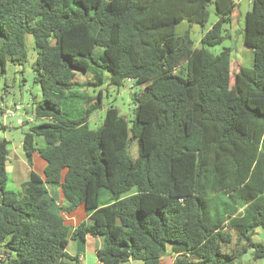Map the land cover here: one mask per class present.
Returning a JSON list of instances; mask_svg holds the SVG:
<instances>
[{"label": "trees", "instance_id": "16d2710c", "mask_svg": "<svg viewBox=\"0 0 264 264\" xmlns=\"http://www.w3.org/2000/svg\"><path fill=\"white\" fill-rule=\"evenodd\" d=\"M208 3L218 18L197 46L175 26L204 23ZM235 7L236 0H0V68L23 64L25 37H33L41 90L33 108L42 121L21 145L30 167L33 152L46 162L41 175L30 169L11 190L0 140V264H81L66 245L86 234L102 237L101 264H161L166 255L172 264H238L248 249L264 261V242L252 237L264 231V0H251L245 13L251 67L232 72L231 48H208L230 37L224 24ZM78 72L95 85L141 84L131 124L110 105L91 128L99 97L70 117L66 102L84 98L74 90ZM35 135L44 146L34 145ZM79 204L89 221L70 229L63 213ZM232 231L240 249L226 251Z\"/></svg>", "mask_w": 264, "mask_h": 264}, {"label": "rangeland", "instance_id": "374dc122", "mask_svg": "<svg viewBox=\"0 0 264 264\" xmlns=\"http://www.w3.org/2000/svg\"><path fill=\"white\" fill-rule=\"evenodd\" d=\"M250 7L251 0H236L235 16L232 20L233 23H231L230 26L224 24L225 28L227 27L229 29L228 32L230 33V37H226L222 42L208 47L212 53H218L224 47L231 48L232 72L236 71L241 64L245 67H251L253 61L252 49L243 44L245 13ZM206 8L208 10V18L204 23H190L187 20H183L175 26L176 32L178 33L188 30L190 37L197 46L199 45L201 35L207 31L218 18V13L214 10L211 3H208ZM25 41L27 48L26 61L23 64H16L7 60L4 69L2 70L0 68V105L3 106L4 109L9 110H13L16 105L18 106V113L14 116H8L4 127L0 126V140L5 139L7 141L8 150L6 159V187L11 190H20L23 178L26 176V165L28 162L21 145L23 135L29 130L31 125L42 121L34 116L33 108L34 102L41 96V90L39 84L34 81L35 72L33 70V62L36 52L33 49L34 41L32 35L27 34ZM104 76H107V73H105ZM74 78L80 83V86H75L74 90L84 98H75L74 100H68L66 102L65 109L70 117L78 115L81 109L86 107L87 97H93L94 100H91L92 102H95L96 98L99 97L100 106L96 107L88 117V123L91 128H95L102 123L105 109L110 105L118 108L119 113L126 118L129 125L131 124L134 118L135 96L140 92L142 88L141 84H137L134 81H125L122 86L116 87L108 84L106 79L102 84L95 85L92 83L91 76L81 72H78ZM5 89H7L6 92H4ZM34 145L37 147L44 146V138L40 135H35ZM13 148L18 152L22 161L20 159V161H18V159H11ZM129 153L132 158H136L138 151L137 141L135 139L131 140L129 143ZM35 155L34 153L33 163L31 156V164H34L36 159ZM37 159L41 158L38 157ZM14 165L19 171H25V175L23 174L24 176H22V174H20L18 178L16 176L14 177L11 173ZM108 196L109 192L103 190L100 195V202L105 203ZM232 234V241L227 245H223L226 251L240 249L241 244L237 243L233 231ZM253 239L264 242V231L261 228H257L256 232L253 233ZM73 243V240H70L66 248L68 252H74ZM90 246L91 245H88L86 248ZM238 260V264H251V249L241 254ZM172 261L173 255H166L162 258L161 264H172ZM84 262L85 264H96L97 258L92 250L85 256ZM122 264H143V261L140 259H128Z\"/></svg>", "mask_w": 264, "mask_h": 264}, {"label": "crops", "instance_id": "0c3cea01", "mask_svg": "<svg viewBox=\"0 0 264 264\" xmlns=\"http://www.w3.org/2000/svg\"><path fill=\"white\" fill-rule=\"evenodd\" d=\"M34 153L36 154L35 155L36 159L34 161V164H31V167L27 163H26L27 165L25 164L27 166L26 176H24L25 171L24 172L19 171L15 165L12 168L11 173L13 174L14 177L16 176L18 178V176L20 174H22V176H24L22 183L27 179L30 169H33L35 172H37L40 175L43 172V168H44L46 162L43 158H41L39 156V154L37 152H33L32 153V163H33V154ZM36 156L40 157L41 159H37L38 157H36ZM11 159L12 160L18 159V161L21 160L18 152L15 151V148H13V150H12ZM48 190H49L50 194L56 198L58 204H60V205L65 204V200H64V197H63V194H62V191H61V188L59 187V185L48 186ZM63 218H64V222L70 227V229L75 228L82 221H89V216L87 214V211H86L84 204H79L74 210H72L69 213H63ZM256 230H257V228L254 230V232H256ZM252 237H253V235H252ZM70 240L71 241L73 240V242H74L73 243L74 244V252H68L67 250L66 251L70 255H77L81 264H85V262H84L85 256L89 252H91V250L95 254V250L98 247H100L102 245V242H103L102 237H100V236H91V235L86 234L83 239H80V238L68 239V243L66 245V248L68 247ZM88 245H91V246L89 248H86ZM237 263H239V260L237 261ZM96 264H101L100 260L97 259ZM251 264H264V261L261 258H258V259L252 258Z\"/></svg>", "mask_w": 264, "mask_h": 264}, {"label": "built area", "instance_id": "2783aa9c", "mask_svg": "<svg viewBox=\"0 0 264 264\" xmlns=\"http://www.w3.org/2000/svg\"><path fill=\"white\" fill-rule=\"evenodd\" d=\"M16 109H18V106L16 105ZM16 111H11V110H6L4 112L0 113V123L1 124H5L6 119L8 116H13L15 114Z\"/></svg>", "mask_w": 264, "mask_h": 264}]
</instances>
